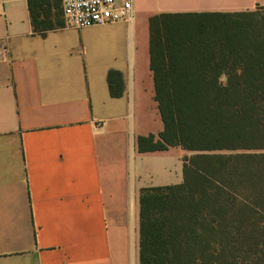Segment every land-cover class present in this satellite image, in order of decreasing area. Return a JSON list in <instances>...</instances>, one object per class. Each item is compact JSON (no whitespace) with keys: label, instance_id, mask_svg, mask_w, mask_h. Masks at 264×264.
<instances>
[{"label":"crops","instance_id":"1","mask_svg":"<svg viewBox=\"0 0 264 264\" xmlns=\"http://www.w3.org/2000/svg\"><path fill=\"white\" fill-rule=\"evenodd\" d=\"M29 1L0 0V264H140L141 190L182 184L191 155L138 149L164 130L150 18L264 0H133V24L84 29L49 0V20L64 24L40 31ZM111 71L123 76L120 98Z\"/></svg>","mask_w":264,"mask_h":264},{"label":"trees","instance_id":"2","mask_svg":"<svg viewBox=\"0 0 264 264\" xmlns=\"http://www.w3.org/2000/svg\"><path fill=\"white\" fill-rule=\"evenodd\" d=\"M49 4L29 1L37 31L64 24ZM149 31L164 130L139 152L191 155L182 184L141 190L140 264H264V9L162 13ZM108 84L123 96L120 72Z\"/></svg>","mask_w":264,"mask_h":264},{"label":"built area","instance_id":"3","mask_svg":"<svg viewBox=\"0 0 264 264\" xmlns=\"http://www.w3.org/2000/svg\"><path fill=\"white\" fill-rule=\"evenodd\" d=\"M61 3L67 23L78 29L122 22L133 24L135 20L133 0H61Z\"/></svg>","mask_w":264,"mask_h":264}]
</instances>
